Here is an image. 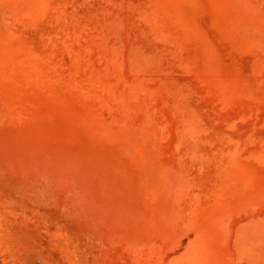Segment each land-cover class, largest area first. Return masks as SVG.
<instances>
[{
	"label": "rangeland",
	"instance_id": "rangeland-1",
	"mask_svg": "<svg viewBox=\"0 0 264 264\" xmlns=\"http://www.w3.org/2000/svg\"><path fill=\"white\" fill-rule=\"evenodd\" d=\"M0 264H264V0H0Z\"/></svg>",
	"mask_w": 264,
	"mask_h": 264
}]
</instances>
